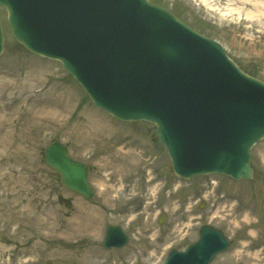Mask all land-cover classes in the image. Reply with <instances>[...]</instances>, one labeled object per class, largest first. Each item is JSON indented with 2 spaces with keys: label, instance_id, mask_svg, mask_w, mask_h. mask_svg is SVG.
Here are the masks:
<instances>
[{
  "label": "rangeland",
  "instance_id": "obj_1",
  "mask_svg": "<svg viewBox=\"0 0 264 264\" xmlns=\"http://www.w3.org/2000/svg\"><path fill=\"white\" fill-rule=\"evenodd\" d=\"M150 1L219 43L241 71L264 83V13L252 4ZM0 21V264H163L170 250L195 242L204 225L231 242L211 264H264V139L250 151L249 182L179 179L153 126L96 109L59 62L15 44L2 9ZM53 142L87 166L90 200L62 188L45 167L43 152ZM106 226L121 228L126 247L102 248Z\"/></svg>",
  "mask_w": 264,
  "mask_h": 264
},
{
  "label": "water",
  "instance_id": "obj_2",
  "mask_svg": "<svg viewBox=\"0 0 264 264\" xmlns=\"http://www.w3.org/2000/svg\"><path fill=\"white\" fill-rule=\"evenodd\" d=\"M16 44L59 61L93 105L122 122L154 126L182 179L249 181L250 149L264 138V83L245 75L222 47L147 0H0ZM4 34L0 23V54ZM45 165L60 185L89 199L87 169L53 143ZM159 224L164 223L161 216ZM127 237L106 228L104 249ZM230 243L202 226L197 242L164 264H210Z\"/></svg>",
  "mask_w": 264,
  "mask_h": 264
},
{
  "label": "bare ground",
  "instance_id": "obj_3",
  "mask_svg": "<svg viewBox=\"0 0 264 264\" xmlns=\"http://www.w3.org/2000/svg\"><path fill=\"white\" fill-rule=\"evenodd\" d=\"M242 3H243V5H244L245 7L248 6L247 3H250V4H252L251 6L253 7V9H255L257 12H259V13H264V3H257V2L253 3L252 1H247V0H245V1L242 2ZM262 15H263V14H262ZM88 216H89V215H88ZM77 217H78V218H81V217H79L78 215H77ZM81 219L84 220L82 224H92V223H89V222H88V218H87V217H85V218H81ZM81 227H83V230H88V229H87V228H88L87 225H86L85 227H84V226H81ZM79 230H82V228H79Z\"/></svg>",
  "mask_w": 264,
  "mask_h": 264
}]
</instances>
